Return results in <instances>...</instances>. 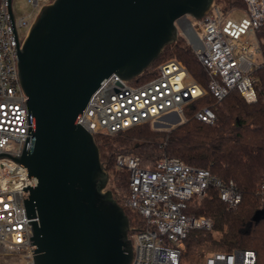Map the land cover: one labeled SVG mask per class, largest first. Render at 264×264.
<instances>
[{"label":"built area","instance_id":"built-area-1","mask_svg":"<svg viewBox=\"0 0 264 264\" xmlns=\"http://www.w3.org/2000/svg\"><path fill=\"white\" fill-rule=\"evenodd\" d=\"M53 1L25 0V10L16 16L10 0L18 48L40 8ZM242 1V7L226 11L213 0L201 17L182 16L194 35L192 50L207 71V87L197 82L180 60L168 57L152 65L150 77L140 81L144 71L130 80L109 74L92 92L77 122L93 136L113 135L143 124H161L169 115L175 116L170 125L181 124L186 120L185 108L208 93L219 101L235 90L247 103L256 101L257 70L264 71V40L257 35L264 22V0ZM237 9L243 12L241 17L228 16ZM20 29H24L23 35ZM17 73L7 0H0V264H34L31 224L21 191L27 180L23 164L15 159L21 155L28 127L27 96ZM193 116L206 123L216 118L208 105L196 109ZM115 163L128 172L124 206L139 217L128 231L132 246L129 264H190L182 255L188 232L211 230L213 221L185 213L187 202L201 198L209 186L217 189L229 210L242 199L234 181L222 180L208 169L176 157H163L148 168L136 155L117 154ZM261 189L264 191V181ZM191 264L264 263H258L253 249L200 245Z\"/></svg>","mask_w":264,"mask_h":264},{"label":"water","instance_id":"water-1","mask_svg":"<svg viewBox=\"0 0 264 264\" xmlns=\"http://www.w3.org/2000/svg\"><path fill=\"white\" fill-rule=\"evenodd\" d=\"M213 0H54L43 5L18 48L28 127L22 197L34 264H129L130 221L105 189L109 175L94 136L77 122L111 73L130 80L201 17Z\"/></svg>","mask_w":264,"mask_h":264},{"label":"trees","instance_id":"trees-1","mask_svg":"<svg viewBox=\"0 0 264 264\" xmlns=\"http://www.w3.org/2000/svg\"><path fill=\"white\" fill-rule=\"evenodd\" d=\"M232 7H242V0H231ZM222 7V6H221ZM224 10L227 7H222ZM264 40V22L257 30ZM175 57L192 77L207 87L206 69L196 58L184 37L166 45L161 54L138 77H150L155 63ZM259 84L257 99L247 103L235 90L215 101L211 94L188 105L186 120L168 131H154L143 124L113 135L95 134L102 162L112 184L114 199L124 208L130 225L139 221L138 215L124 206L128 194V172L115 163L117 154H133L140 164L151 168L163 157H176L186 164L208 169L214 176L236 183L242 199L234 209H227L215 187L205 189L201 198H192L184 210L187 214L204 215L213 221L211 230L192 229L184 240L183 258L190 264L200 245L218 244L227 250L253 249L258 263L264 260V71L257 70ZM203 105L211 106L216 118L212 123L196 119L193 112ZM139 140V141H138ZM137 141V142H136ZM129 234V233H128Z\"/></svg>","mask_w":264,"mask_h":264},{"label":"rangeland","instance_id":"rangeland-1","mask_svg":"<svg viewBox=\"0 0 264 264\" xmlns=\"http://www.w3.org/2000/svg\"><path fill=\"white\" fill-rule=\"evenodd\" d=\"M218 4H220L222 7L224 6V7H227V9H226V11L227 10H229L230 8H232V6H230L229 5V2L231 1V0H215ZM12 7H13V11H14V14L17 16V15H19V14H21L24 10H25V8H26V3H25V0H12ZM243 15V12L240 10V9H237V10H235V11H232V12H230L229 14H228V16L229 17H241ZM20 34L21 35H23V33H24V29H20ZM179 35L180 34H178V37H179ZM183 37H184V40H185V42L186 43H188L189 45H192L193 43H192V41L188 38V37H186V36H184V35H182ZM178 37H177V39H178ZM176 39V40H177ZM175 40V41H176ZM161 54V53H160ZM174 118H175V116L174 115H169L168 117H165L164 119H163V123H161V124H156V125H149V128L151 129V130H154V131H168V130H170L171 128H173V127H175V126H177V125H179V124H172V125H170V123L171 122H173V120H174ZM139 141V140H138ZM137 142V141H136ZM102 154H100V159H101V161H102ZM103 163V162H102ZM104 165V164H103ZM111 188H112V184H111V182L109 181V179H108V182H107V184H106V186H105V189H109L110 191H111ZM112 192V191H111ZM112 196H113V194H112ZM114 198V197H113ZM205 246H214V247H222V246H220V245H218V244H210V245H205ZM263 263H264V260H263Z\"/></svg>","mask_w":264,"mask_h":264},{"label":"flooded vegetation","instance_id":"flooded-vegetation-1","mask_svg":"<svg viewBox=\"0 0 264 264\" xmlns=\"http://www.w3.org/2000/svg\"><path fill=\"white\" fill-rule=\"evenodd\" d=\"M185 22H186V19L181 17L179 20L180 26H184Z\"/></svg>","mask_w":264,"mask_h":264}]
</instances>
